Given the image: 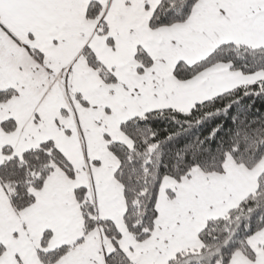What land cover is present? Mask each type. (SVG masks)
Here are the masks:
<instances>
[{
	"label": "snow or ice",
	"instance_id": "snow-or-ice-1",
	"mask_svg": "<svg viewBox=\"0 0 264 264\" xmlns=\"http://www.w3.org/2000/svg\"><path fill=\"white\" fill-rule=\"evenodd\" d=\"M0 264H264V0H0Z\"/></svg>",
	"mask_w": 264,
	"mask_h": 264
}]
</instances>
